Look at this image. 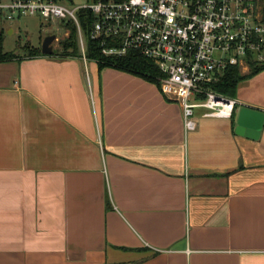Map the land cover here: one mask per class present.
I'll return each mask as SVG.
<instances>
[{
	"label": "crops",
	"instance_id": "1",
	"mask_svg": "<svg viewBox=\"0 0 264 264\" xmlns=\"http://www.w3.org/2000/svg\"><path fill=\"white\" fill-rule=\"evenodd\" d=\"M16 55L0 63V264H264V70L187 132L139 76ZM242 107L263 114L257 139L235 131Z\"/></svg>",
	"mask_w": 264,
	"mask_h": 264
},
{
	"label": "built area",
	"instance_id": "2",
	"mask_svg": "<svg viewBox=\"0 0 264 264\" xmlns=\"http://www.w3.org/2000/svg\"><path fill=\"white\" fill-rule=\"evenodd\" d=\"M80 10L90 11V39L99 42L104 56L138 53L157 68V87L180 107L187 132L197 127L196 110H203V117L233 114L237 100L214 88L229 67L243 73L250 69L248 62L264 63V0H99L83 5L0 0V17L8 21L73 22L85 63ZM58 40L55 35L54 43Z\"/></svg>",
	"mask_w": 264,
	"mask_h": 264
},
{
	"label": "trees",
	"instance_id": "3",
	"mask_svg": "<svg viewBox=\"0 0 264 264\" xmlns=\"http://www.w3.org/2000/svg\"><path fill=\"white\" fill-rule=\"evenodd\" d=\"M56 2H61L64 0H53ZM99 0H91V2H97ZM102 1H120V0H102ZM69 4L74 5L69 2ZM77 21L82 32V36L85 41V51L84 56L86 61L95 62L99 68L102 70L104 68H113L122 72L130 73L139 76L148 82L157 85L156 77L159 76L157 68L149 61L141 57L138 53L128 52L122 57H112L104 56L101 52V47L99 42L92 41L90 39V31L92 29V15L88 10H80L77 12ZM60 31L64 34L68 32V36L61 38L57 42L56 48L51 55L52 57L59 58H79L82 60V54L79 48L77 28L73 22H63L59 24ZM54 34V33H53ZM54 44V42H53ZM27 57L36 56H47L41 53L40 48H30L25 45L23 48ZM19 59L15 52H4L2 47V32L0 33V63L10 60ZM249 72L247 74H242L237 66L229 67L220 78L219 82L214 86L215 90L227 97L234 98L237 91L238 84L263 71L264 63L256 65L255 63L248 62Z\"/></svg>",
	"mask_w": 264,
	"mask_h": 264
},
{
	"label": "rangeland",
	"instance_id": "4",
	"mask_svg": "<svg viewBox=\"0 0 264 264\" xmlns=\"http://www.w3.org/2000/svg\"><path fill=\"white\" fill-rule=\"evenodd\" d=\"M69 2L73 3L74 5H83L90 4L91 0L62 1V3L64 4H69ZM10 30H12L13 32L9 34ZM1 32L3 51L15 52L20 55H23L25 53L26 50L23 49L25 45H28L30 48H37L39 40H41L42 42L43 38L48 35L54 33L56 36H58L59 39L65 37L60 31L58 25L46 22L38 17H23L22 19L15 21L12 24L11 21H7L0 17V33ZM54 45L56 48L57 42H55ZM90 62L91 61H87L85 63ZM196 112L197 110L195 111V113Z\"/></svg>",
	"mask_w": 264,
	"mask_h": 264
},
{
	"label": "water",
	"instance_id": "5",
	"mask_svg": "<svg viewBox=\"0 0 264 264\" xmlns=\"http://www.w3.org/2000/svg\"><path fill=\"white\" fill-rule=\"evenodd\" d=\"M55 35L44 37L41 43V53L51 56L54 52ZM263 121V114L248 107H242L238 112L236 133L251 139H257Z\"/></svg>",
	"mask_w": 264,
	"mask_h": 264
}]
</instances>
